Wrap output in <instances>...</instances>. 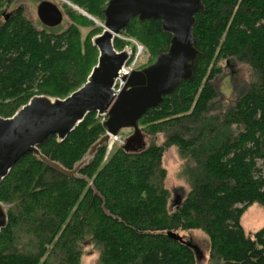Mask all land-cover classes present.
Returning <instances> with one entry per match:
<instances>
[{
	"label": "trees",
	"instance_id": "16d2710c",
	"mask_svg": "<svg viewBox=\"0 0 264 264\" xmlns=\"http://www.w3.org/2000/svg\"><path fill=\"white\" fill-rule=\"evenodd\" d=\"M13 1L0 0L2 118L33 96L63 99L81 87L97 62L92 38L103 30L72 9L64 28L36 26L20 10L4 20ZM68 1L103 23L108 0ZM202 2L191 79L138 121L151 138L148 145L129 153L115 146L103 161L104 144L73 176L26 154L1 181L7 224L0 230V264H81L86 244L96 253L92 264H198L188 242L197 245L178 234L192 230L207 238L209 264H264V225L248 235L240 224L250 205L264 208V0ZM82 27L92 29L82 37ZM120 34L150 52L148 64L167 50L170 38L159 20L136 17ZM125 45L113 41L116 50ZM230 59L248 74L246 90L233 102L218 100L211 83L218 64ZM105 131L102 117L90 112L64 140L49 137L38 150L71 169ZM170 147L184 161L187 185L173 202L162 166Z\"/></svg>",
	"mask_w": 264,
	"mask_h": 264
},
{
	"label": "water",
	"instance_id": "95a60500",
	"mask_svg": "<svg viewBox=\"0 0 264 264\" xmlns=\"http://www.w3.org/2000/svg\"><path fill=\"white\" fill-rule=\"evenodd\" d=\"M203 10L202 0H108L103 10V30L92 38L98 51L97 63L85 83L63 99L33 96L12 116L0 117V183L26 154L60 174L73 176L98 147L121 129L132 130L122 149L128 153L141 151L145 147V136L138 126L141 116L192 77L199 53L193 36L195 14ZM82 14L96 22L85 12ZM36 15L49 28L57 27L63 19L58 6L47 0L37 4ZM135 17L139 22L159 20L162 31L170 35L169 44L151 64L124 74L121 69L129 52L125 48L116 50L113 41ZM117 79L121 81L119 89L114 88ZM90 112L102 117L106 131L73 168L66 169L40 153L41 143L52 136L57 141L64 140ZM6 224V211L0 203V230ZM168 236L183 241L174 233L168 232ZM188 245L200 259L199 248L189 242Z\"/></svg>",
	"mask_w": 264,
	"mask_h": 264
},
{
	"label": "rangeland",
	"instance_id": "374dc122",
	"mask_svg": "<svg viewBox=\"0 0 264 264\" xmlns=\"http://www.w3.org/2000/svg\"><path fill=\"white\" fill-rule=\"evenodd\" d=\"M39 0H16L17 4L22 5L23 14L27 17L33 24L40 26L38 18L36 16V5ZM52 3L56 4L60 11L63 13V22L60 27H65L70 23L68 17V12L70 9L76 11L80 14L84 12L82 9L75 7V9L67 4L70 3L68 0H50ZM71 4V3H70ZM82 11V12H81ZM10 12L9 9L6 10V14ZM84 15V14H83ZM3 18V17H2ZM94 24L100 27L102 24L100 21L96 20ZM102 27V26H101ZM92 27H82V37H84ZM120 40L124 41L128 47L134 46L135 49L139 46L142 49V55L137 60L136 69L138 65L141 68L149 65L150 62V52L146 51V48L134 37H128L124 34H120ZM125 45V46H126ZM124 46V47H125ZM98 52V51H97ZM156 59V58H155ZM97 63V62H96ZM221 67V71L216 74L212 79L211 83L216 89L217 99L224 101H236L237 98L246 90L248 84V74L244 66L237 61L230 59L228 61H223L218 64ZM217 66V67H218ZM135 70V69H134ZM132 133L131 129H121L115 138H112L105 143V153L103 156V161L106 160L112 149L115 146H120L123 144L125 139ZM151 138L150 136H145V144L148 145ZM155 143L160 144L163 141L162 135H158L153 140ZM184 161L178 155L177 150L174 147L168 148L162 157V166L165 169V186L170 191V201L173 202L177 196H182L187 191V185L184 182L181 170L183 167ZM240 224L243 227L246 234L251 235L264 225V208L258 204L250 205L242 214L240 218ZM179 235L183 236L186 239H192V241L199 247L200 250V259L198 264H209L207 261L208 254V241L207 238L199 230L192 231H179ZM96 258V253L91 249L89 245H85L83 249V255L81 258V264H92Z\"/></svg>",
	"mask_w": 264,
	"mask_h": 264
},
{
	"label": "built area",
	"instance_id": "2783aa9c",
	"mask_svg": "<svg viewBox=\"0 0 264 264\" xmlns=\"http://www.w3.org/2000/svg\"><path fill=\"white\" fill-rule=\"evenodd\" d=\"M118 37L121 38L120 35ZM128 51H129V59L125 62V64L122 66V69H121L124 74H128L131 71H133L134 69H136L135 67L137 64V60L142 55V49L139 46L136 49H134L133 51L131 49H128ZM120 85H121V81L117 79L115 81L114 88L119 89ZM112 138H115V137H112Z\"/></svg>",
	"mask_w": 264,
	"mask_h": 264
},
{
	"label": "flooded vegetation",
	"instance_id": "af4514ba",
	"mask_svg": "<svg viewBox=\"0 0 264 264\" xmlns=\"http://www.w3.org/2000/svg\"><path fill=\"white\" fill-rule=\"evenodd\" d=\"M41 1H44V0H39L38 3L41 2ZM47 1H50V0H47ZM50 2H51V1H50ZM38 3H37V4H38ZM36 6H37V5H36ZM7 9L10 10V12H9L8 14L5 13ZM18 10H20V11L23 12V7H22V5L17 4V3H16V0H14V1H13L12 3H10L6 8H4V10H3V12H2V17H3V19H4V20H7L8 17H9L13 12L18 11ZM62 14H63V13H62ZM36 16H37V15H36ZM38 21H39V20H38ZM62 22H63V19H62ZM39 23H40V22H39ZM40 25L43 26L41 23H40ZM60 26H61V24L58 25L57 27H51V28H58V27H60ZM44 27H45V26H44ZM48 28H49V27H48Z\"/></svg>",
	"mask_w": 264,
	"mask_h": 264
},
{
	"label": "bare ground",
	"instance_id": "6f19581e",
	"mask_svg": "<svg viewBox=\"0 0 264 264\" xmlns=\"http://www.w3.org/2000/svg\"><path fill=\"white\" fill-rule=\"evenodd\" d=\"M67 4H68L69 6L75 8L73 5H70V3L67 2ZM85 16H86V15H85ZM87 17H88V16H87ZM88 18H90V17H88ZM100 26H102V24H100Z\"/></svg>",
	"mask_w": 264,
	"mask_h": 264
}]
</instances>
